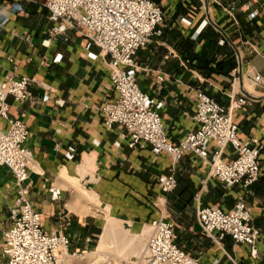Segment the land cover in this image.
Segmentation results:
<instances>
[{"label": "crops", "instance_id": "1", "mask_svg": "<svg viewBox=\"0 0 264 264\" xmlns=\"http://www.w3.org/2000/svg\"><path fill=\"white\" fill-rule=\"evenodd\" d=\"M153 1L160 5L164 0ZM199 5L200 0H182V7L179 5L170 19L166 17L162 36L138 53V84L148 97L162 104L163 123L176 145L197 128L196 91L225 107L230 104L232 92L247 95L252 105L235 115L239 139L247 142L257 137L264 144V89H256L246 80L242 87L238 54L244 73L253 71L264 76V7L254 25L240 14V25L235 26L215 9L210 16L204 10L198 11ZM0 15L1 21L8 20L0 27V79L16 69L20 77L31 80L27 101L9 98L8 102L11 117L23 121L32 134L29 147L34 153L35 169L27 184L31 203L42 215L46 232L66 234L71 252L77 257L97 248L108 213L131 223L136 231L149 228L163 215L176 225L177 243L200 264H264V151L261 177L248 191L241 187L228 190L211 180L202 197L203 206H218L225 211L233 210L244 198L253 226L261 233L260 241L250 247L237 245L227 237L220 246L214 244L202 233L194 199L209 167L195 155H185L177 167V190L162 194L157 178L171 173L172 159L167 154L156 157L148 146L130 150L122 139V130L106 129L100 109L117 95L105 61L88 59L87 40L69 31L45 46L50 39L46 33L53 24L43 0H0ZM24 35L32 42L22 40ZM91 52L99 54V49L93 47ZM58 55L63 56L62 62L54 64ZM44 60L46 65L42 64ZM160 76L163 82L158 80ZM45 97H49L48 102H43ZM7 129L0 117V132ZM116 143L121 144L119 150L115 149ZM70 148L76 149L72 161L66 158ZM236 158L234 150L228 149L226 161ZM64 171L98 195L101 205L94 214L78 210L77 190L63 178ZM51 191H59L60 197L53 200ZM17 192L14 176L9 169L1 168L0 264H7L2 255L3 233L12 226Z\"/></svg>", "mask_w": 264, "mask_h": 264}, {"label": "built area", "instance_id": "2", "mask_svg": "<svg viewBox=\"0 0 264 264\" xmlns=\"http://www.w3.org/2000/svg\"><path fill=\"white\" fill-rule=\"evenodd\" d=\"M25 1V0H17ZM204 11L210 16L215 9L235 26L240 25L238 15L243 14L249 25L262 17L264 0H202ZM53 26L47 31L51 40L75 31L87 40L88 59H103L110 70V80L116 98L104 102L100 111L107 130L118 127L123 131L122 139L130 150L148 146L159 157L167 154L172 159V171L157 178V186L164 195L177 190V167L187 154L195 155L209 167L208 175L201 182L195 195L197 221L205 237L218 246L225 238L237 245L255 247L261 233L253 226V216L244 198L231 211L218 206L205 207L203 192L211 180L221 183L226 189L241 187L248 191L256 184L262 173L261 154L264 144L257 137L247 142L239 139V125L235 115L252 105L247 95L230 94V104L225 107L202 91H196L197 128L190 131L178 144L170 141L161 116L162 104L148 97L138 84V53L146 49L155 38L162 36L161 26L165 14L161 5L153 0H43ZM0 27L8 20L1 21ZM205 25H208L205 22ZM22 40L31 43L28 35ZM95 47L99 54L91 52ZM58 55L54 64L62 62ZM46 65V61L42 62ZM243 80L256 89H264V76L247 71ZM160 82L164 77H158ZM31 80L20 77L16 69L0 79V117L8 129L0 132V169L7 168L16 181L17 199L13 211L12 226L3 233L2 255L7 264H62L76 257L71 252V240L61 231L46 232L42 215L31 203V188L27 184L35 169V157L29 147L32 137L27 125L10 115L9 98L16 102L28 99ZM45 97L43 102H48ZM121 148L116 143L115 149ZM232 148L237 155L226 161L225 155ZM76 149L70 148L66 158L74 160ZM127 161V158L123 159ZM52 199L60 197L59 191H51ZM149 228L151 235L139 257L121 264H200L176 241V225L161 215L153 220Z\"/></svg>", "mask_w": 264, "mask_h": 264}, {"label": "bare ground", "instance_id": "3", "mask_svg": "<svg viewBox=\"0 0 264 264\" xmlns=\"http://www.w3.org/2000/svg\"><path fill=\"white\" fill-rule=\"evenodd\" d=\"M246 84H248L247 81H246ZM84 168L85 167H83V170H85ZM79 173H82V172H79ZM84 174L86 175V173H84ZM85 175H83V177ZM62 176H63L64 179L69 181L77 190L78 197L76 198L77 201H75L76 202L75 205L77 207L79 206L80 209L77 208L78 210H80V211L82 210L84 214H88L90 212V210H91L90 206L98 205V201L99 200H97L96 194L94 192H92V191H88L85 188H83L82 185H81V181L80 180H78L76 178H71L70 176H68L66 171L63 172ZM83 177H81V178H83ZM59 179H60V177H59ZM93 179H95V178H93ZM90 182H92V181H90ZM61 184H60V186L62 187ZM64 186H65V188H67L66 185H64ZM71 186H69V187L71 188ZM71 203H73V202H71ZM70 205L72 207H74L72 204H70ZM70 207H69V209H70ZM79 215H80V213H79ZM129 225H130V223L121 222L120 220L118 221V219L116 220V219H114L112 217L108 218V222L105 225V228H104V231H103L102 235L100 236L98 247L96 248L95 251H93L91 253H88V254H85V255H80L79 258L82 257V261L79 264H109V261L107 260L108 257H107V259L105 258V252H106V250L110 249L112 245L120 243L119 239L122 236H127V237H130V238L133 237L134 240H136V241L141 243L142 242V237L139 236V231L134 230V228L132 226H129ZM129 257L130 256H127V258H129ZM123 259H124V257H123ZM62 264H71V262H70V260L68 261L67 259H63L62 260Z\"/></svg>", "mask_w": 264, "mask_h": 264}, {"label": "rangeland", "instance_id": "4", "mask_svg": "<svg viewBox=\"0 0 264 264\" xmlns=\"http://www.w3.org/2000/svg\"><path fill=\"white\" fill-rule=\"evenodd\" d=\"M158 1H160V0H158ZM159 3L164 8L165 19H166V17H167V19H170L172 17L173 13H176V10L178 9L179 5L180 6L182 5V0H176L175 2H174V0H164V1H160ZM203 10H204V6L202 3V0H200V5L198 8V11L201 12ZM203 12H205V11H203ZM96 196H97V200H99V197L97 194H96ZM100 203L101 202L99 200L98 205L90 206L92 209L90 210V212L88 214H91V213L94 214L95 211L100 208V205H101ZM108 218H111L109 216V214L107 215L106 224L108 222ZM118 221H119V219H118ZM120 221L124 222L122 220H120ZM125 223H128V222H125ZM129 226H132L131 223ZM150 234H151V230L149 228H146V229H143L142 231H139V236L142 237L141 243L134 240L133 237L132 238L127 237V236L120 237V239H119L120 243L112 245L110 249L106 250L105 258L107 259V257H108L107 260L109 261V264H121L122 261H129V260H132L133 258L139 257L143 252V249L146 245L145 243H147V240L149 239ZM179 245L182 246L181 244H179ZM182 247H184V246H182ZM95 250L96 249H92L89 253H91ZM86 254H88V253H86ZM127 256H130L129 257L130 259L127 258ZM123 257H124V259H123ZM81 261H82V257L79 258V256H78V257L71 259V264H79Z\"/></svg>", "mask_w": 264, "mask_h": 264}, {"label": "water", "instance_id": "5", "mask_svg": "<svg viewBox=\"0 0 264 264\" xmlns=\"http://www.w3.org/2000/svg\"><path fill=\"white\" fill-rule=\"evenodd\" d=\"M216 26V25H215ZM217 27V26H216ZM219 30H220V28L219 27H217ZM225 34V33H224ZM238 54H239V73H240V82H241V85H242V87H244V85H243V75H244V65H243V60H242V57H241V55H240V53L238 52ZM243 91V90H242ZM244 92V91H243ZM245 93V92H244Z\"/></svg>", "mask_w": 264, "mask_h": 264}]
</instances>
